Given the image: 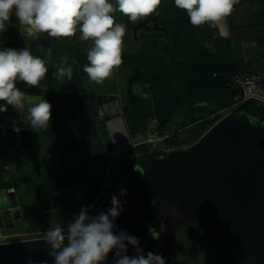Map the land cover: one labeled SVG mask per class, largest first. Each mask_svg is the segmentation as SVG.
<instances>
[{"label": "trees", "instance_id": "obj_1", "mask_svg": "<svg viewBox=\"0 0 264 264\" xmlns=\"http://www.w3.org/2000/svg\"><path fill=\"white\" fill-rule=\"evenodd\" d=\"M244 2L245 0H238L232 12L240 8ZM257 2L254 20L232 28L235 31L253 32L258 57L249 61H245L241 50L235 47L232 38L220 36L218 25L210 27L208 23H205L193 26L186 11L177 8L174 0H161V4L152 15L135 22L124 16L125 26L129 32H132L133 27L138 23L156 16H160L157 26L166 30H159L151 22L147 28L138 32L139 39L134 37L137 52L122 56L124 64L133 66L127 91L129 103L123 111L124 121L131 137H136L148 130L147 122L150 117L157 119L159 133L163 135L179 112L184 114L180 121V128L164 139V144L169 149H181L194 144L216 123L217 114L232 107H235L233 110L235 115L259 116L256 124L264 122V103L253 100L244 101L240 89L233 82L236 74L247 71L256 63L264 61V0H257ZM9 21L15 38L3 45L0 32V50L19 51L21 25L15 11L11 14ZM60 41L61 37L52 39L47 88L42 91L43 99L51 105L49 126L40 131L21 128L17 136L14 181L17 184L11 187H14L20 195L29 190L33 199H35L34 191L40 195L38 199L40 205L36 207V210L31 211L32 215L51 213L45 179L58 174L55 170L47 174L39 173V169L31 163L33 162L31 156L35 149L38 147L40 149L43 145L45 148L57 150L64 147L73 152L79 147H87L88 150L97 153L100 158L104 156L103 151L98 149L90 139L98 138V133L94 128L93 119L89 117L88 105L79 94L83 77L86 75L83 68L89 63L87 52L93 45L86 43L84 47L81 44L60 46ZM65 56L68 58L67 65H62L60 58ZM73 60L77 63L73 64ZM57 65L71 66L72 78L69 80L64 77L56 80L53 73L57 70ZM134 83L148 85L151 98L146 100L133 95L130 86ZM200 101H204V104ZM100 102H104V99ZM145 104L150 108V113L142 110ZM212 115L213 118H211ZM77 116H81L83 122L77 131L72 127L71 129L60 127L61 123L66 125L65 121L69 117ZM77 132L84 134L87 138L77 140ZM71 140L75 142L71 143ZM107 141L112 146L111 136L110 138L107 136ZM128 154L138 159L144 169L155 159L168 155L167 152L152 149L146 143L133 146L128 150ZM71 169L75 168L67 169V171ZM121 169L125 170L124 167ZM22 171L25 172L22 173ZM98 194L99 191H95V197ZM210 213L208 207H202L193 217L192 224L203 223L207 228ZM211 246L210 239V248Z\"/></svg>", "mask_w": 264, "mask_h": 264}, {"label": "water", "instance_id": "obj_2", "mask_svg": "<svg viewBox=\"0 0 264 264\" xmlns=\"http://www.w3.org/2000/svg\"><path fill=\"white\" fill-rule=\"evenodd\" d=\"M159 18H148L134 26V37L137 39L139 30L151 22L166 31L157 26ZM51 43L52 38L46 33L27 36L21 25L19 51L28 49L33 56L42 58L48 71L51 48L42 45ZM23 83L28 86L17 81V85ZM26 95L43 98L42 94ZM3 106L7 111L2 112L0 121L19 119L23 111L22 128L35 130L26 120V108L20 110L5 101ZM1 140L0 158L12 162L3 181L12 184L17 136L4 133ZM86 181L83 168L47 178L45 185L52 209L84 201L81 185ZM127 181L129 191L125 195L112 194L90 217L107 214L112 207L111 197L116 196L124 210L113 221V232L137 235L145 256L149 252L157 254L150 229L155 231L169 206L175 205L187 220L206 206L211 212L209 231L213 244L207 264H264V122L256 124L247 114L225 116L189 147L157 158L145 169L131 166ZM20 209L15 189L0 188V213L7 228L14 225L13 217L20 216ZM67 244L66 236L64 245ZM49 251L50 245L43 237L0 242V264H28L29 259L33 264H54ZM116 259L111 251L103 264H114Z\"/></svg>", "mask_w": 264, "mask_h": 264}, {"label": "rangeland", "instance_id": "obj_3", "mask_svg": "<svg viewBox=\"0 0 264 264\" xmlns=\"http://www.w3.org/2000/svg\"><path fill=\"white\" fill-rule=\"evenodd\" d=\"M115 7V0H109ZM257 0H245V3L231 15L223 23H227V26L231 29L230 32L225 30V34H229L228 38H232L235 47L239 48L245 61H249L257 56L258 48L254 40V34L252 31H238L232 29L233 27H239L252 22L256 15L257 10ZM113 15L115 23L122 24L125 26L124 15L119 11H114L111 13ZM6 30L1 32L3 45L8 40H13L15 38V33L10 21L6 22ZM140 31V30H139ZM229 31V30H228ZM233 31V32H232ZM235 31V32H234ZM81 33L79 32V26L77 27V32L71 37H61L60 46L65 45H75L84 44L93 45V41L81 40ZM220 36H223L220 33ZM225 37V36H223ZM139 39V36L137 37ZM123 43L121 47V55H126L128 53L135 54L137 52V44L134 40V35L129 32L125 26V34L122 38ZM20 41V36H19ZM69 46V47H70ZM68 47V48H69ZM68 54V53H67ZM132 65L124 64L123 59L119 67L112 70L111 75L104 81L97 83L89 79L86 74L83 77L82 85L79 89V94L81 95L84 103L88 105L89 117L93 119V125L96 129L98 138H90L93 140L94 144L98 149L103 151V158H100L97 153L93 150H88L87 147H79L77 150L70 149H52L45 148L43 145L40 146L35 151H33V162L34 166L39 169V173L47 174L51 170L57 172H63L70 168H83L85 175L87 176L86 183L82 184V189L84 193V201L71 205L65 209H58L50 214H30L31 211L36 210L39 204V196L36 191H34V198H32L31 192L29 190L24 191L21 195L18 194L19 203L21 207V213L18 218L13 217L14 225L10 228L4 227L3 234L7 238L3 239V242L18 241L29 238L42 237L44 233L53 226L57 224L60 225L65 232H67L68 225L74 223L75 219L78 217L80 211L85 209L89 216L112 194L121 195V188L129 191L128 185V173L131 166H138L139 160L134 159L132 155L128 154V150L138 143L145 142L148 139L149 131L140 134L136 137H131L128 133L127 126L124 121V107L128 106L129 96L127 94L129 78L132 74ZM49 71H47L44 77V83L36 88L31 86L20 85L22 90H30L32 92H39L47 88V76ZM17 83V81H16ZM17 85V84H16ZM130 90L133 95L141 97L143 99H150L149 94L150 88L148 85H141L134 83L130 86ZM114 98V99H113ZM104 99V102H100ZM113 99V100H112ZM204 104V101H200ZM0 101V105H2ZM235 107L226 109L220 112L218 115V120L225 116L234 114L233 110ZM146 113H150V108L145 104L142 108ZM130 111V109H129ZM102 113H105L104 115ZM216 115V116H217ZM184 114L179 112L176 114L174 119L168 128L161 134V139L154 141L157 145V150L167 152L168 154L174 150L169 149L164 144V139L173 133L176 129L180 128V121L183 119ZM214 116L212 115L211 118ZM253 119L257 120L259 116H252ZM153 117L148 119L149 127L152 124ZM64 124H60V127L67 129H74L77 131L79 126L83 124L82 117H69ZM217 120V121H218ZM216 121V122H217ZM91 122V121H90ZM107 122H111L114 126L117 124V129L119 130L118 142L112 139V146L107 142V136H109V130L107 127ZM1 124L3 121L0 122ZM9 124L14 128H19V121H10ZM19 124V125H18ZM61 135V134H60ZM87 136L77 132L76 139L83 140ZM73 141L71 140V143ZM75 142V141H74ZM73 142V143H74ZM148 146L153 149L152 143L147 142ZM186 146L181 149H185ZM24 167H26L24 165ZM121 167H124L123 171ZM1 169V168H0ZM69 171V170H68ZM66 171V172H68ZM25 171H22L24 173ZM21 173V170H20ZM19 175V173L17 174ZM1 177V171H0ZM1 180V179H0ZM8 186L9 183H4ZM14 185L17 183H13ZM13 184H9L10 186ZM1 185V184H0ZM31 189V188H30ZM95 191H99L98 196L95 197ZM132 207L134 206L131 205ZM193 218L190 220L185 219L180 211H178L175 205L169 206L161 219L159 220L155 232L159 234L156 241L157 254L165 258V264L178 263V264H207L209 257L211 255L212 247L210 248V239L212 242L211 234L209 231V224L206 226L202 223L199 225L192 224ZM134 237L137 235L130 234ZM139 239V245L142 250V246ZM213 245V244H212ZM116 249L112 250V253L116 257ZM130 257L137 255L136 249L132 245H128V250L124 253ZM145 256V254L143 253ZM118 259V257H116Z\"/></svg>", "mask_w": 264, "mask_h": 264}, {"label": "clouds", "instance_id": "obj_4", "mask_svg": "<svg viewBox=\"0 0 264 264\" xmlns=\"http://www.w3.org/2000/svg\"><path fill=\"white\" fill-rule=\"evenodd\" d=\"M174 3L186 11L193 26L208 23L214 27L232 13L238 0H174ZM160 4L161 0H115L114 7L109 0H0V32L6 30V22L13 11L27 36L46 33L51 38L71 37L79 26L80 39L94 42L87 52L89 63L83 71L90 80L100 83L122 63L125 26L115 23L111 13L119 11L135 22L152 15ZM67 59L66 56L60 58V64L67 65ZM56 67L53 73L56 80L72 78L71 66ZM47 71L45 61L33 56L28 49L0 50V101L20 110L26 108V120L37 131L48 128L51 105L42 97L27 96L16 87V81L36 87ZM5 111L7 108L0 105V112ZM120 194L125 195L126 189L121 188ZM111 204L107 214L95 217L82 209L75 222L68 225L67 232L57 224L44 233L43 241L50 245L48 255L54 258V264H103L113 249L117 250L118 257L114 264H165V258L159 254L149 252L145 257L137 237L125 231L114 234L113 221L124 209L116 196L111 197ZM150 232L158 238V233L151 229ZM66 236L67 246L64 245ZM128 245L136 249L137 255L124 254ZM28 264L33 261L29 259Z\"/></svg>", "mask_w": 264, "mask_h": 264}, {"label": "built area", "instance_id": "obj_5", "mask_svg": "<svg viewBox=\"0 0 264 264\" xmlns=\"http://www.w3.org/2000/svg\"><path fill=\"white\" fill-rule=\"evenodd\" d=\"M261 62L256 63L253 68H249L247 71L238 73L233 77L234 85L240 89L244 101L253 100L264 103V61ZM102 114L104 115L105 113ZM107 127L114 141L118 142L120 135L119 130H121L120 127L117 129V124L114 126L111 122H107ZM158 128L159 123L157 119H153L152 124L147 130L149 131L148 139H146L145 142L138 144L150 142L152 143L153 148H157L154 141L161 139ZM4 227H6V224L0 213V242H3V239L7 238L2 232Z\"/></svg>", "mask_w": 264, "mask_h": 264}, {"label": "crops", "instance_id": "obj_6", "mask_svg": "<svg viewBox=\"0 0 264 264\" xmlns=\"http://www.w3.org/2000/svg\"><path fill=\"white\" fill-rule=\"evenodd\" d=\"M245 3V2H244ZM243 3V4H244ZM242 4V5H243ZM241 5V6H242ZM239 9V8H238ZM237 9V10H238ZM236 10V11H237ZM236 11H234V12H232L229 16H227L223 21H225V20H227V18H229L231 15H233V13H235ZM218 26H219V31H220V33H222V35L223 36H229V34L227 33V34H225L224 35V33H225V30H227V32H230V28L227 26V23H221V24H218ZM229 30V31H228ZM233 32V31H232ZM53 39V38H52ZM42 47L43 48H45V49H47L48 47L49 48H51L52 47V43H51V46H49V45H46V44H44V45H42ZM258 52V51H257ZM51 54V53H50ZM256 57H258V56H256ZM18 81V80H17ZM22 82V81H21ZM17 84V83H16ZM16 87L17 88H19V89H22L21 87H20V85H16ZM36 88V87H35ZM34 94H38L39 92H36L35 93V91L33 92ZM22 124V123H21ZM21 124H20V126H21ZM5 128L6 129H12L13 127L9 124V122H7L5 125ZM110 133V132H109ZM17 152V151H16ZM17 154V153H16ZM10 163H12V162H10L9 160H5V159H2V158H0V171H1V176H3L4 177V175H5V172L7 171V166L8 165H11ZM15 167H16V159H15ZM78 168H80V167H78ZM78 168H75V169H78ZM71 170H74V169H71ZM66 171L67 170H65V171H63V172H58V174L57 175H55V176H60V175H62L63 173H66ZM70 171V170H69ZM15 175H16V169H15ZM55 176H53V177H55ZM53 177H49V178H53ZM87 177V176H86ZM46 180V179H45ZM85 193V192H84ZM71 205H69V206H66V207H64L63 209H65V208H68V207H70ZM52 208V207H51ZM60 209H62V208H60ZM53 211H55V210H53ZM50 212H52V210H50ZM22 214V213H21Z\"/></svg>", "mask_w": 264, "mask_h": 264}, {"label": "flooded vegetation", "instance_id": "obj_7", "mask_svg": "<svg viewBox=\"0 0 264 264\" xmlns=\"http://www.w3.org/2000/svg\"><path fill=\"white\" fill-rule=\"evenodd\" d=\"M50 65V64H49ZM42 83L41 84H43L44 83V80H42L41 81ZM19 89V88H18ZM19 90H22V89H19ZM24 91V93L25 94H34L32 91H30V90H28V88H27V90H23ZM2 103H3V101H2ZM3 105V104H2ZM2 112H0V119H1V117H2ZM22 116H23V111H22V113H21V115H20V118L19 119H6L5 121V124L7 123V122H10V121H19V124H21L22 123V120H23V118H22ZM1 122V121H0ZM5 124H1L0 123V148H1V137H2V135L4 134V133H7V135H9L10 137H12L14 134L16 135V136H18V133H19V131H20V129L22 128V124H21V126L19 127V128H12V129H6L5 128ZM18 124V125H19ZM17 132V133H14V132ZM6 160V159H5ZM138 166H142V168H143V165L139 162V164H138ZM144 169V168H143ZM55 176V175H54ZM50 177H53V176H50ZM47 178H49V177H47ZM46 178V179H47ZM0 188H5V189H9V188H14V187H11L9 184H11V183H9L8 184V186H5V182L3 181V176H1L0 177ZM13 184V183H12ZM15 189V188H14ZM15 193H16V197H17V200L19 201V197H18V194H17V192H16V189H15ZM49 196V195H48ZM154 238V237H153ZM155 239V238H154ZM157 249V248H156ZM146 257V256H145Z\"/></svg>", "mask_w": 264, "mask_h": 264}, {"label": "bare ground", "instance_id": "obj_8", "mask_svg": "<svg viewBox=\"0 0 264 264\" xmlns=\"http://www.w3.org/2000/svg\"><path fill=\"white\" fill-rule=\"evenodd\" d=\"M38 87V86H37Z\"/></svg>", "mask_w": 264, "mask_h": 264}]
</instances>
